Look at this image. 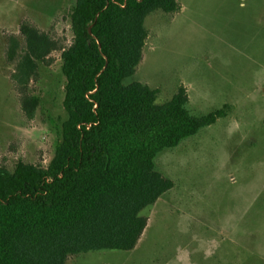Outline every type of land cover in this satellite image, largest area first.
I'll use <instances>...</instances> for the list:
<instances>
[{
  "label": "rangeland",
  "instance_id": "1",
  "mask_svg": "<svg viewBox=\"0 0 264 264\" xmlns=\"http://www.w3.org/2000/svg\"><path fill=\"white\" fill-rule=\"evenodd\" d=\"M177 1L178 12L146 17L143 58L123 83L156 89L159 105L183 86L193 115L231 111L157 155L156 170L174 186L141 213L147 227L133 250L70 255L66 264H264V0ZM75 4L0 0V168L9 172L19 162L46 168L61 140V54L73 41ZM23 22L57 45L26 90L38 98L32 119L12 79L26 48ZM10 37L19 42L14 61Z\"/></svg>",
  "mask_w": 264,
  "mask_h": 264
},
{
  "label": "trees",
  "instance_id": "2",
  "mask_svg": "<svg viewBox=\"0 0 264 264\" xmlns=\"http://www.w3.org/2000/svg\"><path fill=\"white\" fill-rule=\"evenodd\" d=\"M157 10L172 14L180 5L76 0L73 41L61 54L68 118L54 157L46 168L23 162L13 172L0 168V264H66L70 255L133 250L147 227L141 213L174 186L156 170L157 155L231 111L225 104L193 115L183 86L159 105L156 89L123 83L143 58L145 19ZM20 32L26 48L12 79L32 119L38 98L26 90L38 61L46 62L57 45L28 22ZM18 54L19 42L10 37L8 59Z\"/></svg>",
  "mask_w": 264,
  "mask_h": 264
},
{
  "label": "water",
  "instance_id": "3",
  "mask_svg": "<svg viewBox=\"0 0 264 264\" xmlns=\"http://www.w3.org/2000/svg\"><path fill=\"white\" fill-rule=\"evenodd\" d=\"M89 34L92 35V26L89 27Z\"/></svg>",
  "mask_w": 264,
  "mask_h": 264
}]
</instances>
